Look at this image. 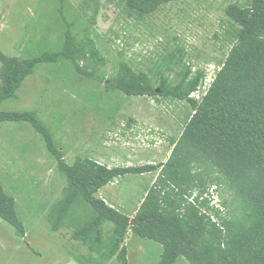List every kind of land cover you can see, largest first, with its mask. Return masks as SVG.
I'll return each mask as SVG.
<instances>
[{
    "label": "trees",
    "instance_id": "16d2710c",
    "mask_svg": "<svg viewBox=\"0 0 264 264\" xmlns=\"http://www.w3.org/2000/svg\"><path fill=\"white\" fill-rule=\"evenodd\" d=\"M92 8L95 24L100 0H82ZM176 0H124L127 10L138 18L157 13ZM228 40L232 48L201 102L189 98L205 73L192 72L182 64L184 51L165 60L158 85L144 71H135L127 62L117 64L111 78H105L107 59L90 36L66 22L62 49L45 51L35 57H9L0 50V122H28L41 135L48 153L67 179L59 197L45 214L53 232L67 229L74 241L89 251L74 256L79 264L116 261L129 264L128 235L161 245L157 264H264V0H250L248 6L228 5ZM71 64L81 76L104 84L106 92L128 97H157L187 102L192 110L188 122L163 163L109 167L89 158L76 157L68 164L52 132L35 111L1 110L4 103L18 98L23 83L39 65ZM182 65L172 84L168 72ZM105 135H103L104 137ZM218 173L239 194L252 199L237 218L223 217L220 209L199 201ZM156 173L153 185L136 210L128 216L98 196L100 190L127 175ZM198 193L196 205L188 197ZM258 194H261L260 197ZM205 207L209 214H201ZM210 215H214L216 222ZM0 218L23 237L25 226L18 217L15 199L0 184ZM126 242V245L124 243Z\"/></svg>",
    "mask_w": 264,
    "mask_h": 264
},
{
    "label": "rangeland",
    "instance_id": "374dc122",
    "mask_svg": "<svg viewBox=\"0 0 264 264\" xmlns=\"http://www.w3.org/2000/svg\"><path fill=\"white\" fill-rule=\"evenodd\" d=\"M233 3L245 7L250 0H176L144 18L130 13L124 0H100L92 25V8L85 9L82 0H0V50L9 57L30 58L45 51H59L67 22L76 33L89 28L96 47L108 62L105 78H111L117 64L125 61L135 71L148 73L157 86L159 73L166 69L165 60L173 53L179 55L180 50L184 51L182 64L191 67L192 72L207 73L209 68L223 66L232 48L227 35L232 29L224 10ZM181 69L182 65L167 73L172 84L180 78ZM75 99L101 114L113 116L110 126L100 130V138L90 153L77 156L97 161L101 155L102 163L110 167L163 163L192 114L190 105L184 101L108 93L104 84L79 75L65 62L39 65L34 76L23 83L18 98L4 103L1 110L38 111L65 151L72 148L65 142L66 134L58 118L60 115L67 118ZM49 110L56 113L52 125L43 115ZM29 129L35 133L30 125ZM69 156L68 163L72 164L73 154ZM210 175L215 183L208 190L216 194L223 217L237 218L244 208L251 207L252 199L239 194L236 186L216 172ZM155 177L156 173L127 175L104 187L98 196L132 217ZM24 220L26 223L31 220L35 229L24 237L17 252L0 231V264H79L74 256L89 254L67 229L53 232L45 215ZM1 225L0 219V228ZM127 246L129 264H157L162 254L161 245L132 233L128 235ZM103 264L118 263L113 260ZM176 264L189 263L180 258Z\"/></svg>",
    "mask_w": 264,
    "mask_h": 264
},
{
    "label": "crops",
    "instance_id": "0c3cea01",
    "mask_svg": "<svg viewBox=\"0 0 264 264\" xmlns=\"http://www.w3.org/2000/svg\"><path fill=\"white\" fill-rule=\"evenodd\" d=\"M35 112L40 119L38 111ZM43 115L48 124L52 125V118L56 113L53 114L49 110ZM64 116L60 115L58 119L66 134L65 142L72 148L63 150L67 163L70 161V154H73V161L77 156L89 154L100 138V130L108 128L109 122L113 119V116L101 114L77 99L74 100L66 119ZM40 120L46 125L42 119ZM6 125L11 128L5 130ZM29 125L31 126L24 121L0 122V184L5 193L15 199L17 215L25 226V236L33 230L35 224L31 220L26 223L24 218L45 215L67 182L65 175L59 171L56 160L48 153L41 135L29 129ZM46 126L52 132V128ZM98 157L97 161L104 164L102 163L104 156ZM146 194L147 192L145 196ZM1 221V235L4 233L3 236L7 242H11L17 252L25 236L23 237L4 220L1 219Z\"/></svg>",
    "mask_w": 264,
    "mask_h": 264
},
{
    "label": "built area",
    "instance_id": "2783aa9c",
    "mask_svg": "<svg viewBox=\"0 0 264 264\" xmlns=\"http://www.w3.org/2000/svg\"><path fill=\"white\" fill-rule=\"evenodd\" d=\"M221 68H209L208 72L205 73V77L202 79L198 88L192 92L189 96L190 99L195 100L196 102H201L202 99L207 95L209 88L211 87L212 83L214 82L217 73L220 71ZM199 197L198 193H194L192 196L188 197V202L191 204L196 205V199ZM207 199L210 202V206L215 209L221 210V205L217 200L216 194L213 190H207V192L199 197V201H203ZM201 214H209L208 210L205 207L200 208ZM213 222H216V218L214 215H210Z\"/></svg>",
    "mask_w": 264,
    "mask_h": 264
},
{
    "label": "water",
    "instance_id": "95a60500",
    "mask_svg": "<svg viewBox=\"0 0 264 264\" xmlns=\"http://www.w3.org/2000/svg\"><path fill=\"white\" fill-rule=\"evenodd\" d=\"M124 245H126V242L124 243Z\"/></svg>",
    "mask_w": 264,
    "mask_h": 264
}]
</instances>
